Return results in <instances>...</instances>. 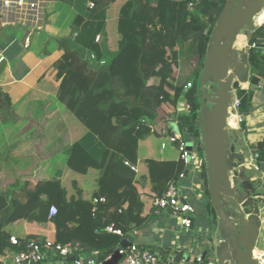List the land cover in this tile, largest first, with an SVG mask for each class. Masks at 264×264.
<instances>
[{
    "label": "trees",
    "instance_id": "16d2710c",
    "mask_svg": "<svg viewBox=\"0 0 264 264\" xmlns=\"http://www.w3.org/2000/svg\"><path fill=\"white\" fill-rule=\"evenodd\" d=\"M60 1L77 13L67 36H50L47 42L61 52L51 68L54 92L41 102L24 95L10 109L13 115L16 109L23 112L16 122L32 116L40 127L51 126L48 133L53 137H66L70 143L56 152L64 151L58 176L38 180L26 191L20 187L26 200L20 202L13 194L0 210V252L10 246L11 236L19 241V246H12L17 251L27 240L40 238L16 227L17 221L26 220L53 228L52 235L43 239L79 242L104 260L131 231L147 227L155 218L152 200L185 171L178 156L141 160L139 142L155 135L167 146L171 129L164 132V124L176 120L184 137L198 143L200 154L203 151L197 125L199 78L227 0ZM0 33L15 35L20 42L30 35L19 25L1 26ZM248 43L264 44V22L249 33ZM246 53L249 85L235 91L245 132V117L264 84V51L249 47ZM180 99L187 102L188 113H177ZM251 151L256 162H264V140ZM201 175L209 211L205 161ZM51 205L57 212L49 218ZM108 226L120 229L122 236L106 231Z\"/></svg>",
    "mask_w": 264,
    "mask_h": 264
},
{
    "label": "crops",
    "instance_id": "0c3cea01",
    "mask_svg": "<svg viewBox=\"0 0 264 264\" xmlns=\"http://www.w3.org/2000/svg\"><path fill=\"white\" fill-rule=\"evenodd\" d=\"M46 7L48 13L44 28L32 32L28 35V40L25 38L20 42L15 35L4 36L0 33V37L4 36L0 41V56L3 57L0 61V94L2 95L0 97V194H4L3 200L0 198V210L9 204L13 194L18 197L20 202H24L26 200L24 191L33 188L36 181L45 180L55 175L58 176L60 172L59 164L61 163L59 158L63 156L64 151L58 154L56 152L70 143V139L66 137L61 138L59 135L53 137L51 133H48L53 128L49 125L40 127V124L32 116L25 122H16L17 114H23V112L16 109V115H13L10 109V104L15 103L24 95L35 102H41L54 92L51 68L61 52L56 44L53 42L47 44V42L50 36L59 38L67 36L77 12L73 6L60 0H48ZM263 21L259 24H262ZM4 25L0 20V28ZM249 33H242L245 36V41H248L247 34ZM239 35L241 34L239 33ZM45 44H47L46 51L43 49ZM243 85L241 84V88L247 89L249 82L245 83V86ZM260 88L263 90L264 84ZM232 96L237 98L235 91ZM258 99L255 95L252 105L253 110L245 117L247 131L241 130L240 124L231 129L235 131V135L240 140L236 151H242L244 155L249 153L251 158L253 156L251 148L258 141L264 140V101H258ZM185 104L186 101L180 99L177 104L178 109L181 110ZM33 108H30L31 113L34 111ZM236 114H239L238 111H236ZM163 140L161 139L160 142ZM138 147L141 160L150 157L160 159L177 157V152L172 145H167L163 151H159L160 147L158 150L154 148V143L149 138L140 141ZM253 163L258 165V172L253 174V179L259 178L264 200V162L259 163L254 160ZM23 186H25V190L21 189V192H19L18 189ZM194 192L197 191L193 190L191 192V190H188L189 194L185 192V197L195 212L197 208L200 210L201 206L190 199ZM197 198L205 208L208 200L204 196H197ZM260 208L264 209V203L260 204ZM207 212L208 210L204 209L202 218L196 216L194 230L197 232L208 231L211 232V235L215 234L216 236L215 228L213 227L212 230L211 224L206 219ZM197 218L201 222L197 224L198 227L196 228L195 221ZM173 219L177 221L178 218L170 216L168 212L161 217H155L147 227L138 230L134 238L135 241L139 245L154 250L164 252L170 250L175 244L176 234L173 235V232L179 223L177 221L173 227ZM261 221L260 241L256 245L255 255L264 252V218ZM15 225L21 232L36 234L39 237L51 236L53 233L52 227L46 234L47 225L28 223L26 220H19ZM188 239V236L183 238L185 244H187ZM262 259L263 263L264 255Z\"/></svg>",
    "mask_w": 264,
    "mask_h": 264
},
{
    "label": "water",
    "instance_id": "95a60500",
    "mask_svg": "<svg viewBox=\"0 0 264 264\" xmlns=\"http://www.w3.org/2000/svg\"><path fill=\"white\" fill-rule=\"evenodd\" d=\"M263 8L264 0H227L211 33L199 78L197 125L209 195L206 219L216 233L209 240L212 264H259L260 260L254 251L264 218L261 184L258 177L253 179L247 173L244 152L236 151L239 137L227 129V117L232 93L250 77L247 53L234 45L242 30L255 29L254 19ZM186 145L190 151L192 142ZM195 214H185L190 218V228L194 227ZM121 245L127 247L129 243L123 240ZM119 258L114 251L103 264H115Z\"/></svg>",
    "mask_w": 264,
    "mask_h": 264
},
{
    "label": "built area",
    "instance_id": "2783aa9c",
    "mask_svg": "<svg viewBox=\"0 0 264 264\" xmlns=\"http://www.w3.org/2000/svg\"><path fill=\"white\" fill-rule=\"evenodd\" d=\"M47 2L48 0H0V20L5 25L22 26L29 30V34L37 32L43 28L47 20ZM88 5L90 7L93 6L91 2ZM254 25L257 27L262 24L256 25L254 23ZM96 40H98V37H96ZM244 46L247 48H260L264 51V44L258 47L257 43L249 44L248 41H245ZM2 59L3 57L0 56V61ZM190 86V83H187L186 87ZM238 103V99L232 97L227 117V129L233 128L229 125V118L232 114L234 115L235 126L240 124L242 116L236 114ZM188 112L189 106L187 102L181 110L177 108L178 114ZM166 124H164V132H166ZM168 127L171 129V132L167 144L175 147L178 158L185 165L187 175L184 176V172L180 174V179H182L181 184H178L176 181L167 182L163 194L152 200V212L155 217H161L168 212L170 216L178 218L179 232L175 227V244L166 252L147 248L139 245L135 241L134 238L138 230H133L128 234V237L123 239L129 243V246L123 247L120 243L115 248L114 251H118L120 255L119 260L115 264H204L205 262L212 264L213 262L214 255L208 251L211 249L204 250L198 240L197 242L190 240L191 230L196 234L198 232L194 230V227L190 228V218L185 215L188 212H194V209L187 202L184 190L187 189V193L188 190L192 192L194 190L193 186H195V190H199L195 195L206 198L205 190L203 191L204 178L201 175L203 161L201 160L200 151L199 153L197 152L198 143L195 140L191 141L192 149L188 151L186 145L188 140L179 129L178 122L176 120L170 121L168 122ZM160 147L162 150L165 149L166 143L162 142ZM252 155L254 162L257 155L253 152ZM252 158L251 161H247V166H253L258 170V165L252 162ZM125 164L133 171H137V168L129 162L125 161ZM191 173H193V179L198 178V181L187 185L185 184V180L189 178ZM182 199L185 200V203H182ZM56 212V206L51 205L49 207L48 217L54 216ZM105 230L122 236L120 229L114 228L113 226H108ZM186 236L189 238L187 244L183 241V238ZM9 242L10 246L4 249L3 252H0V264H103L112 255L110 254L104 260H101L97 252L85 251L79 242L61 244L55 243L51 239H43L42 237L27 240L25 248L19 251L12 248V246H19V241L15 236H11ZM208 242L209 240L206 241L207 244ZM205 251L207 252L203 255ZM259 264H261L260 260Z\"/></svg>",
    "mask_w": 264,
    "mask_h": 264
},
{
    "label": "rangeland",
    "instance_id": "374dc122",
    "mask_svg": "<svg viewBox=\"0 0 264 264\" xmlns=\"http://www.w3.org/2000/svg\"><path fill=\"white\" fill-rule=\"evenodd\" d=\"M264 20V10H263V12H261V13H259V14H257V16L255 17V19H254V23L256 24V25H258L261 21H263ZM242 33L243 34H245V33H248V31H246V30H242L241 32H240V34L242 35ZM247 35H249V34H247ZM244 36V35H243ZM245 37V36H244ZM242 42H244L245 43V39H242ZM242 50H244V51H246L247 50V47L246 46H243V48H242ZM243 86H245V84L243 85ZM256 95V98H259L258 99V101H264V89L263 90H261V88L259 89V90H257V93L255 94ZM261 97V98H260ZM232 116H234L233 114H232ZM173 124V123H172ZM230 126H232L233 128H235V120H234V117H233V121H232V123L231 124H229ZM167 126L168 125H166L165 126V130H167ZM172 127H173V125H172ZM229 130V132H231L232 130L231 129H228ZM149 138V140H151V141H153V143H154V148H156L157 150H158V148H159V143H160V138L159 137H157V136H155V135H151L150 137H148ZM169 145V144H168ZM201 145V144H200ZM167 147V146H166ZM173 147V146H172ZM174 150L176 151V149L174 148ZM198 150V151H197ZM197 150H195V151H197L198 153H199V146L197 147ZM159 151H160V148H159ZM249 155V153H246V158H245V165L247 166V162L246 161H251V157H250V155ZM178 156V155H177ZM201 160L203 161H205V159H204V155H203V151H201ZM203 161V162H204ZM247 167H249V169H248V171H247V173L249 174V175H253V174H255V173H257L258 171L256 170V169H254V167L253 166H247ZM191 171V170H190ZM198 181V179L197 178H194L193 179V173H191L190 174V176H189V178H187L186 180H185V184H187V185H191V184H193V183H195V182H197ZM194 187V191H198V190H195V186H193ZM185 192H186V190H184ZM196 194V192H194V194L193 195H191V197H190V199L192 200V202H194L195 204H200V206H201V208H200V210L197 208L196 209V213L197 214H195L196 216H198V217H200V218H202V216H204V207H203V205H201V203H200V201H198V198H197V196L195 195ZM196 216H195V218H196ZM158 218V217H157ZM173 221V227L176 225V223H177V221H176V219L174 220H172ZM199 222H201V221H199V219L197 218L196 219V221H195V223H196V228L198 227L197 226V224L199 223ZM46 229H47V232H46V234L48 233V231H50L51 230V226H49V225H47L46 226ZM177 231L179 232V227H177ZM174 233L175 232H173V235H174ZM211 237H212V235H211V232H208V231H202V232H198L197 234L196 233H194L192 230H191V238H190V240H192V241H195V242H197V240L200 242V244L203 246V249L204 250H208V248L210 247V245H208L207 243H206V241H208V240H210L211 239ZM260 241V238H259V240H258V242ZM148 248V247H147ZM209 251V253H212L213 254V252L211 251V250H208ZM257 256V258L258 257H260V258H263V256H261L260 254H258V255H256ZM204 264H207V262H205ZM261 264H264V263H261Z\"/></svg>",
    "mask_w": 264,
    "mask_h": 264
},
{
    "label": "bare ground",
    "instance_id": "6f19581e",
    "mask_svg": "<svg viewBox=\"0 0 264 264\" xmlns=\"http://www.w3.org/2000/svg\"><path fill=\"white\" fill-rule=\"evenodd\" d=\"M263 10H264V8L261 9L259 13L263 12ZM259 13H258V14H259ZM242 39H245V37H244L243 35H239V36H237V41H236V43H235V45H234V48H235V49L241 50V49L243 48V46H244V42H242ZM233 117H234V116H231V117L229 118V124L232 123V121H233ZM260 255H262V254H260ZM258 258L260 259V261H261V263H262V260H263V259L260 258V257H258ZM263 263H264V262H263Z\"/></svg>",
    "mask_w": 264,
    "mask_h": 264
},
{
    "label": "clouds",
    "instance_id": "9594fccd",
    "mask_svg": "<svg viewBox=\"0 0 264 264\" xmlns=\"http://www.w3.org/2000/svg\"><path fill=\"white\" fill-rule=\"evenodd\" d=\"M170 212V211H169ZM263 256V255H262Z\"/></svg>",
    "mask_w": 264,
    "mask_h": 264
}]
</instances>
